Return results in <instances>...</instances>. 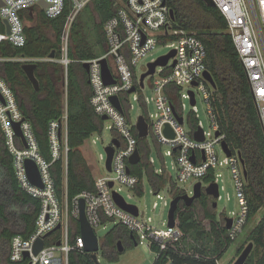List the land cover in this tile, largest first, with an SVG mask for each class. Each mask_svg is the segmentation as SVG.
<instances>
[{
  "label": "built area",
  "instance_id": "1",
  "mask_svg": "<svg viewBox=\"0 0 264 264\" xmlns=\"http://www.w3.org/2000/svg\"><path fill=\"white\" fill-rule=\"evenodd\" d=\"M41 1L47 2V7H42ZM91 1L2 0L0 17L3 23L5 19L8 20L10 33L6 31L4 34L0 33V40H8L15 46H24L27 36L21 11L39 6L48 18H56L64 13L69 4L70 14L63 37V46L67 54L71 26ZM212 1L227 20V31L233 39L246 72L264 133V0ZM114 5L116 13L104 23L106 52L82 61L89 63L87 72L91 87L90 103L95 113L103 119V125L105 120L111 121L109 128L114 132L112 140L107 145L114 148L111 169L107 165L106 151V154H100L99 157L100 160H104V167L98 168L100 173L95 177L93 191L85 190L69 201L67 194L61 199L56 190L51 166L62 158L67 167V154L70 150L66 97L62 115L50 120L48 124L51 154V160H48L42 154L32 123L26 119L19 107L14 90L0 73V128L8 150L13 155L20 187L41 202L36 229L27 237L21 234L12 237L10 258L13 261L27 260L28 264H69V255L72 251L84 250L85 244L81 234L73 243L69 233L70 218L78 219L80 215V198L85 199L86 214L95 231L103 222L114 220L126 225L138 242L148 240L150 245L156 244L160 249H164L168 241L179 238L182 232L176 224L170 226L169 216L166 228H160L154 223L151 215L141 210L138 205L128 202L122 195L124 188L130 190L129 196L132 194L141 196L144 193L146 179L149 182L146 168H143L140 175L133 173L131 167L142 161L140 138H145L146 148L152 149L149 136H152L163 160L164 155L173 157L172 168L175 170V175H172L166 165L157 168L154 159L149 157L155 175L166 177V182L159 188L152 187L157 197L164 198L160 194L164 187L168 188L173 199L179 192L193 195L197 182H201L203 190L216 183L219 191L216 198L218 202L223 188L220 183L223 173L219 169L228 167L239 204V208L232 211L231 215H224L226 226L227 219H231V225L227 227L230 239L235 240L249 221L250 205L246 194L247 179L244 164L237 150L229 146L232 151L229 155L223 147L226 134L220 130L213 104L217 87L205 77L208 69L204 43L196 32L175 25V19L171 16V7L166 0H114ZM159 44L169 45L172 49L168 54L172 52L175 54L169 57L166 64H158L155 71L144 78L142 84L141 76L149 70L150 62L141 74L137 70L138 62ZM163 56L165 55L151 62L158 61ZM20 59L27 63L43 58ZM44 59L52 60V57ZM1 60L3 58L0 57ZM102 60L106 61L111 72V78L114 80L112 83H107L105 80ZM60 62L67 68L70 60L65 56ZM148 77H151V87L155 94L153 96L143 93ZM133 87L135 89L130 91ZM197 90L203 91L208 103L212 131H206L198 119ZM114 96L119 99L123 110H120L112 100ZM131 96L143 108L136 119L132 118L130 112L133 107ZM183 99H190L193 105V109L188 114L185 113L186 104ZM151 103L155 105L154 112L149 111ZM141 115L148 123V133L144 137L139 136L137 128ZM104 116L106 118H103ZM16 124H19L23 137L18 134ZM197 132L202 133V140L196 138ZM93 135L87 140L91 139L94 143L96 140ZM115 138L119 140V144L114 142ZM164 146L168 149L163 154L161 149ZM218 147L221 154L218 152ZM136 150H139L141 159L134 164L130 162V158ZM28 159L34 160L38 166L41 185L30 179L26 167ZM128 167L130 171L127 170ZM188 182L193 185L192 189L183 186ZM138 187H142V190L139 191ZM115 195L121 197L127 204L136 205L138 213L134 214L119 205ZM163 200L164 204H168L167 200ZM156 207L157 202L154 203L153 210ZM59 224H61V236L57 241L47 244L48 236H45L53 233ZM41 237L45 238V246L38 254H34V244ZM58 241L61 242L60 245H57ZM26 252H29L27 258H25ZM217 264H221L219 260Z\"/></svg>",
  "mask_w": 264,
  "mask_h": 264
},
{
  "label": "trees",
  "instance_id": "2",
  "mask_svg": "<svg viewBox=\"0 0 264 264\" xmlns=\"http://www.w3.org/2000/svg\"><path fill=\"white\" fill-rule=\"evenodd\" d=\"M166 2L174 10L175 25L196 32L206 47L207 69L217 87L213 104L220 130L226 134V141L231 149L241 154L247 171L246 194L250 205V220L264 208V133L246 72L227 31V20L216 6L205 0ZM88 5L93 6L100 17V22L94 24V29L102 35L96 41V46H100L98 49L84 36L86 26L90 25H87V21L80 20L79 15L71 26L68 51L65 53L63 37L70 14L69 4L64 13L56 18H48L41 7L35 6L33 9L37 10V23L25 25L27 41L24 46L0 40V57L3 58L0 61V73L14 90L19 107L32 123L42 154L48 160H51L48 124L50 120L62 115L65 104V94L61 89L65 81L64 65L60 60L65 56L70 60L66 68L70 147L67 167L62 158L51 166L59 197L63 199L67 194L69 201L85 190L95 189V176L82 147L89 137L102 130L103 119L95 113L90 103L91 87L82 61L103 54L106 46L104 23L116 13L114 0H92ZM20 14L23 19H33L29 10H23ZM5 31L0 17V33L4 34ZM51 54L52 60L36 62L35 74L40 84L37 89L23 69L24 62L20 58H47ZM139 141L142 161L131 167L132 172L142 175L143 168H146L151 186L159 188L166 182V177L155 175L149 163L151 149L146 148L145 138H140ZM138 190L141 191L142 187H138ZM182 194L183 192H179L176 196ZM40 208V200L20 187L13 155L8 150L0 128V264H28L27 260H11V241L16 234L27 237L36 229ZM175 219L182 234L179 238L168 241L164 249L156 244L151 245V249L158 255L155 264H217V260L225 255L234 241L229 237L224 215L219 218L216 214L214 198L205 192L190 204L180 200ZM69 230L71 242L74 243L81 233L77 218H70ZM61 234L62 230L56 229L48 236L46 243L57 241ZM119 240L123 245L126 240L138 244L129 228L117 223L101 241L103 255L115 258L120 253ZM249 242H253L254 247L244 264H264V212L246 235L236 256H239ZM234 260L227 264H234ZM69 264L96 263L90 253L81 249L70 253Z\"/></svg>",
  "mask_w": 264,
  "mask_h": 264
},
{
  "label": "rangeland",
  "instance_id": "3",
  "mask_svg": "<svg viewBox=\"0 0 264 264\" xmlns=\"http://www.w3.org/2000/svg\"><path fill=\"white\" fill-rule=\"evenodd\" d=\"M33 16L32 20L23 19L25 25H34L37 23V10L34 9L29 10ZM80 20L87 21L86 26V34L84 35L89 42L95 45L96 49L100 46H96V41L100 39L102 36L98 31H96L95 23L100 22V17L97 14V11L94 10V7L88 5L84 8V10L79 14ZM84 23V22H83ZM104 31V27H103ZM105 35V34H104ZM106 43V37H105ZM102 44V43H101ZM100 45V44H98ZM171 47L167 44H159L157 45L145 58L140 60L137 65L138 73L141 74L147 68V64L162 55H166L171 51ZM107 50V46H105V50L102 52L105 53ZM102 54V53H101ZM46 60V59H42ZM25 61V60H24ZM37 62V61H35ZM62 63V62H61ZM63 64V63H62ZM64 65V64H63ZM158 70L160 71V67L158 66ZM64 84H62L61 89L63 93L66 91L67 84V71L66 66L64 65L63 71ZM148 96H153L154 91L151 87V77L146 79V87L143 91ZM65 94V93H64ZM131 103L133 105L130 110L131 116L133 119H136L138 114L142 112L141 104L131 96ZM183 102L186 104L185 113L188 114L192 109L193 105L190 102V99H183ZM197 112L198 119L202 123L204 129L206 131H212V120L208 113V103L204 97V93L201 90H197ZM155 105L151 103L149 106V111L154 112ZM111 121L105 120L104 125L101 131L95 133L93 138L96 142H92L91 139L86 140L85 144L82 147V151L87 161L89 162L94 176L99 175L98 168L104 167V160H100V154H106V146L112 140L114 132L109 128ZM190 126V124L188 123ZM149 141L151 144V153L150 156L154 159V164L157 168H162L164 165L167 166L168 170L171 171L172 175H175V170L172 168V160L173 157L164 155V160L162 159L160 153L158 152L157 145L154 143L152 136H149ZM168 149L167 146L162 147L161 151L164 152ZM218 152L221 154V151L218 147ZM103 170V169H102ZM222 173L221 180V198L218 200V204L216 207V214L220 218L222 215L229 216L232 211H236L239 208L236 189L234 185V181L231 175V172L228 167H221L219 169ZM191 182L183 184L184 187H188L189 189L193 188V185H190ZM130 190L128 188H124L122 191V195L127 199L128 202L136 204L140 207L141 210H145L148 215H151L154 218V223L160 228H166L168 224V214L170 209V204L172 200V195L168 191L167 187L161 189L160 194L164 197L165 201H168V204H164V200L157 197L155 194L151 184L146 179L144 183V193L143 195H131L129 196ZM157 202V207L153 210L154 203ZM264 212V208H262L257 214H255L248 221L244 231L231 243L225 255L219 260L221 264H227L233 259H237V250L245 241L246 235L248 232L256 225V223L261 218ZM118 222L114 220H108L107 222H103L100 226L96 228L97 236L100 241H103L106 235L116 226ZM247 246V245H246ZM245 246V247H246ZM125 249L119 253L115 258L111 259L107 256H104L102 253V248L97 252L98 261L100 264H155V261L158 257L156 251L151 249V245L148 240H143L138 242V244H133L131 241L126 240L124 243ZM234 260V261H235Z\"/></svg>",
  "mask_w": 264,
  "mask_h": 264
},
{
  "label": "water",
  "instance_id": "4",
  "mask_svg": "<svg viewBox=\"0 0 264 264\" xmlns=\"http://www.w3.org/2000/svg\"><path fill=\"white\" fill-rule=\"evenodd\" d=\"M208 4L210 5H214V2L212 0H205ZM40 4L42 5V7H47V2L45 1H41ZM3 5L2 0H0V6ZM171 16L174 18L175 14H174V10L171 9ZM4 23L6 25V32L9 34L10 33V24L8 22L7 19L4 20ZM175 54V52H172L171 54H167L165 56H163L162 58H160L158 61L155 62H150L149 63V70H147L146 72H144L141 76V81L143 84V80L144 78L149 74V73H153L155 71V68L158 64H166L169 57L171 55ZM50 57H53V54L50 55ZM103 63V70H104V77L107 83H112L114 80L113 78H111V72L107 67V63L105 60H102ZM84 68L88 71L89 70V63L88 62H84L83 63ZM37 67V63L36 62H27L23 64V69L25 70L26 74L28 75L29 79L32 81V83L34 84L35 88H39V80L36 77L35 74V69ZM205 77L212 83V85L214 87H216V82L211 74V72L209 70H207L205 72ZM88 82H90V80H88ZM135 89V87H133L130 91H133ZM112 100L114 101V103L116 104V106L120 109H122V106L119 102V99L117 98V96L112 97ZM194 101V100H193ZM103 118H106V116H104ZM180 121H182V119L180 118ZM137 128L139 130V136L140 137H144L147 135L148 133V123L145 120V117L143 115L140 116L138 124H137ZM16 129L17 132L20 136L23 137V134L19 128V124H16ZM167 132H169V129H167ZM217 134H219V132H217ZM197 139L202 140L203 136L202 133L200 134L199 132H197L195 134ZM114 142H116L117 144H119V140L117 138L114 139ZM223 147L224 149L227 151V153L230 155L231 154V149L229 148V145L227 143V141L223 142ZM106 151L108 152V159H107V165L108 168L111 169V160L113 157V153H114V148L112 146H107L106 147ZM241 155V154H240ZM141 159V154L139 152V150H136L135 154L131 156L130 158V162L131 163H137L139 160ZM242 159V158H241ZM242 162L244 164V161L242 159ZM26 167H27V171L29 174L30 179L32 180V182L36 183V184H40L41 185V180H40V174H39V169L38 166L36 164V162L34 160H30L28 159L26 161ZM128 171H130V168L128 167L127 169ZM245 176H247V171L246 169L244 170ZM203 192L207 193L208 195L212 196L214 198V206L217 207V200L216 198L218 197L219 191H218V185L216 183H212L211 185L207 186L205 188V190H203L202 188V184L201 182H197L195 184V189H194V194L193 195H187V194H182V195H178L175 196L172 201H171V205H170V209H169V224L170 226H174L176 224V219H175V213L176 210L179 206V202L180 200L185 201L187 204L192 203L195 199L199 198ZM115 199L117 201V203L119 205H121L123 208L133 212L134 214L138 213V208L136 205H131V204H127L121 197L115 195ZM80 215L78 218L79 221V225H80V234L81 237L84 240V250L88 253L91 254L92 259L94 260V262L96 264H100L98 261V257H97V252L102 248V243L100 241V239L97 236L96 231L94 230L93 226L90 224L87 214H86V202L84 198H80ZM228 223H227V227L229 228L231 225V219H227ZM61 228V224H59L57 226V229ZM50 233H48L45 237L49 236ZM132 236H134V234H132ZM60 241L57 242V245H60ZM137 244V243H136ZM45 246V238L41 237L39 238L36 243L34 244L33 247V253L34 254H38L43 247ZM254 247V243L253 242H249L247 244V246L243 249V251L239 254L238 258L234 261V264H244L246 262V260L248 259L251 251L253 250ZM118 250L121 253L124 250V245L122 243L121 240L118 241ZM29 255V252L25 253V258H27Z\"/></svg>",
  "mask_w": 264,
  "mask_h": 264
},
{
  "label": "crops",
  "instance_id": "5",
  "mask_svg": "<svg viewBox=\"0 0 264 264\" xmlns=\"http://www.w3.org/2000/svg\"><path fill=\"white\" fill-rule=\"evenodd\" d=\"M64 93H65V97H66V91Z\"/></svg>",
  "mask_w": 264,
  "mask_h": 264
}]
</instances>
